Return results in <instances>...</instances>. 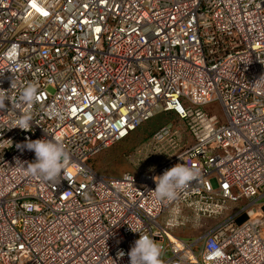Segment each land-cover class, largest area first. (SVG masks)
<instances>
[{
	"label": "built area",
	"instance_id": "2783aa9c",
	"mask_svg": "<svg viewBox=\"0 0 264 264\" xmlns=\"http://www.w3.org/2000/svg\"><path fill=\"white\" fill-rule=\"evenodd\" d=\"M261 75L264 0H0V264H130L140 235L161 245L164 264H264ZM29 83L32 128H11ZM214 103L223 125L202 110ZM160 114L185 121L192 143L167 124L128 156L135 176L91 168ZM26 137L63 144L60 182L16 166L35 160L16 148ZM177 164L200 176L176 200H155L153 177ZM241 201L198 239L170 232L185 211L219 215Z\"/></svg>",
	"mask_w": 264,
	"mask_h": 264
},
{
	"label": "clouds",
	"instance_id": "9594fccd",
	"mask_svg": "<svg viewBox=\"0 0 264 264\" xmlns=\"http://www.w3.org/2000/svg\"><path fill=\"white\" fill-rule=\"evenodd\" d=\"M254 86H264V75H261ZM6 99L5 95H0V110L5 108ZM38 99L39 91L36 84L29 83L20 90L19 101L27 106L28 111L20 114L15 121V126L11 128L18 127L24 131L31 130L33 123L31 108ZM16 148L21 152L27 150L35 154V160L32 162L21 161L18 157L14 158L16 166H19L26 176L53 183L60 182L62 171L69 162V153L62 143L47 138L31 140L26 137L25 142L18 143ZM149 171H154V166ZM199 176L200 169L198 167L177 164L166 169L162 175L153 177L156 187L150 192L157 201H174L188 187L190 182ZM162 253L161 245L154 239L148 235H140L127 255L130 257V264H164L161 259ZM124 255L123 250L117 252L118 258H122Z\"/></svg>",
	"mask_w": 264,
	"mask_h": 264
},
{
	"label": "rangeland",
	"instance_id": "374dc122",
	"mask_svg": "<svg viewBox=\"0 0 264 264\" xmlns=\"http://www.w3.org/2000/svg\"><path fill=\"white\" fill-rule=\"evenodd\" d=\"M202 110L206 114L216 117L221 125L224 124L223 112L218 104L207 105ZM167 124H171L174 129L182 133H187L185 121H179L172 114H160L131 133L125 140L96 153L90 160L91 168L96 173L109 178H118L123 173L135 176L137 168L130 163L128 156L133 151L141 148L153 133ZM187 135L188 144H191L192 137L188 133ZM244 205V201L236 204H227V208L223 213L211 216H195L193 213L185 211L177 217L178 222H182V225L170 229V232L172 235L187 241L198 239ZM170 217L171 214H166L159 220V224L162 227H166L167 219Z\"/></svg>",
	"mask_w": 264,
	"mask_h": 264
},
{
	"label": "water",
	"instance_id": "95a60500",
	"mask_svg": "<svg viewBox=\"0 0 264 264\" xmlns=\"http://www.w3.org/2000/svg\"><path fill=\"white\" fill-rule=\"evenodd\" d=\"M245 219H246V217H243L242 219H240V220L238 221V224L242 223Z\"/></svg>",
	"mask_w": 264,
	"mask_h": 264
},
{
	"label": "bare ground",
	"instance_id": "6f19581e",
	"mask_svg": "<svg viewBox=\"0 0 264 264\" xmlns=\"http://www.w3.org/2000/svg\"><path fill=\"white\" fill-rule=\"evenodd\" d=\"M257 212H258V211H257ZM251 213H253V214H254V213H256V212H253V211H252Z\"/></svg>",
	"mask_w": 264,
	"mask_h": 264
},
{
	"label": "snow or ice",
	"instance_id": "6c2138e0",
	"mask_svg": "<svg viewBox=\"0 0 264 264\" xmlns=\"http://www.w3.org/2000/svg\"><path fill=\"white\" fill-rule=\"evenodd\" d=\"M46 14V13H45Z\"/></svg>",
	"mask_w": 264,
	"mask_h": 264
}]
</instances>
